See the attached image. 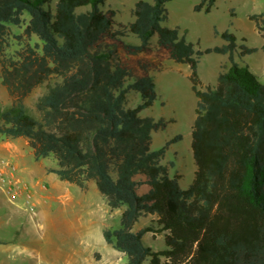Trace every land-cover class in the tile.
I'll return each mask as SVG.
<instances>
[{
    "label": "trees",
    "instance_id": "1",
    "mask_svg": "<svg viewBox=\"0 0 264 264\" xmlns=\"http://www.w3.org/2000/svg\"><path fill=\"white\" fill-rule=\"evenodd\" d=\"M169 1L140 0L122 23L107 0H0V83L10 99L0 137L25 139L35 161H54L47 173L81 192L93 183L109 211L121 210L118 227L101 234L124 264H264V81L235 62L232 34H219L221 47L195 51L177 28L162 26ZM214 3L194 10L208 13ZM262 17L249 16L264 41ZM152 44L190 69L195 172L186 189L162 163L168 144L151 148L164 123L141 116L156 99ZM255 51L240 46L237 56ZM208 53L230 65L201 90L198 59ZM139 54L135 65L125 61ZM38 87L33 114L24 101ZM146 216L152 225L134 230ZM146 233H162L164 249L144 245Z\"/></svg>",
    "mask_w": 264,
    "mask_h": 264
},
{
    "label": "rangeland",
    "instance_id": "2",
    "mask_svg": "<svg viewBox=\"0 0 264 264\" xmlns=\"http://www.w3.org/2000/svg\"><path fill=\"white\" fill-rule=\"evenodd\" d=\"M138 1L107 0L106 4L115 11L117 21L127 23L132 21L129 12ZM201 1L170 0L164 6L166 19L162 26L177 28L179 35L184 36L195 51L221 47L226 42L219 34L225 31L232 34L237 46L235 62L241 66L247 65L252 73L264 81V41L254 21L249 18L250 15L262 14L264 19V0H215L208 13L204 12L205 5L200 11L194 10ZM11 30L13 34H18L22 29L12 27ZM130 39L138 42L133 36ZM152 40H156V36ZM36 41L32 38L31 43ZM240 46L256 51L239 58ZM17 48L16 41H13L11 50ZM149 48L152 51L147 61L156 86V99L141 112V116L164 123V127L152 133L151 148L157 150L168 144L162 163L169 167L171 176L178 177L180 188L186 189L192 183L195 172L191 130L196 98L189 80L190 69L188 65L170 60L164 49L154 44ZM142 56L125 58V61L135 65ZM229 65L226 55L208 53L199 57V88L204 90L214 86L217 74ZM42 88L35 89L24 101L33 114L34 102L42 94ZM130 100L129 105L134 107L140 102V97L130 96ZM9 104L10 99L0 83V109ZM0 147L11 151L18 149L23 154L17 161L0 156V165L14 175L20 186L27 185L26 190L33 192L31 201L35 205L31 211L25 201L26 193L9 199L0 188V264L125 263L124 255L107 245L101 234L103 228L118 227L121 210L109 211L93 183H89L86 192H81L76 186L61 182L54 175H45L43 170L54 168V161L51 158L35 161L23 138L11 140L0 137ZM37 200H40V204L35 203ZM152 220L151 216L142 217L133 229L152 225ZM143 242L154 251L165 247L162 233H146Z\"/></svg>",
    "mask_w": 264,
    "mask_h": 264
},
{
    "label": "built area",
    "instance_id": "3",
    "mask_svg": "<svg viewBox=\"0 0 264 264\" xmlns=\"http://www.w3.org/2000/svg\"><path fill=\"white\" fill-rule=\"evenodd\" d=\"M9 169H15V167H10ZM14 180L16 182H14ZM19 181L16 180L13 174H9V171L5 167L0 165V188L3 190L4 194L9 197V199H16L20 194L26 193V202L31 211L34 210L35 205L32 204L31 196L28 194L26 187L20 186ZM21 189V190H20ZM20 190V191H19Z\"/></svg>",
    "mask_w": 264,
    "mask_h": 264
},
{
    "label": "crops",
    "instance_id": "4",
    "mask_svg": "<svg viewBox=\"0 0 264 264\" xmlns=\"http://www.w3.org/2000/svg\"><path fill=\"white\" fill-rule=\"evenodd\" d=\"M226 68H228V66L226 67ZM250 70V69H249ZM219 74V73H218ZM218 74H217V76H218ZM217 76H216V78H217ZM262 76H264V72H263V74H262ZM16 140H19V139H16ZM32 154V153H31ZM0 156H3V157H9V158H12L13 160H15V161H17V160H19L20 158H22L23 157V154L22 153H20V151L18 150V149H14L13 151H11V150H5L4 148H2V147H0ZM43 173L45 174V175H54V174H52V173H47L46 172V170H43ZM55 176V175H54ZM57 178V177H56ZM62 182V181H61ZM64 183H66V182H64ZM71 185V184H70ZM25 186H27V185H25ZM142 189L144 190V191H146L147 190V187L146 186H142ZM28 192V194L31 196V199H32V197H33V192H31V191H27ZM41 198H42V196H41ZM53 198V197H52ZM60 198L62 199L63 197L62 196H60ZM35 203H37V204H40V200H37ZM45 207L43 206V209H44ZM43 211H41V213H42Z\"/></svg>",
    "mask_w": 264,
    "mask_h": 264
},
{
    "label": "bare ground",
    "instance_id": "5",
    "mask_svg": "<svg viewBox=\"0 0 264 264\" xmlns=\"http://www.w3.org/2000/svg\"><path fill=\"white\" fill-rule=\"evenodd\" d=\"M27 188V187H26Z\"/></svg>",
    "mask_w": 264,
    "mask_h": 264
}]
</instances>
